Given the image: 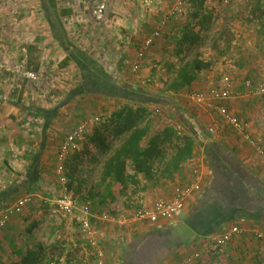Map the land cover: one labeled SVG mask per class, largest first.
<instances>
[{
    "label": "rangeland",
    "instance_id": "1",
    "mask_svg": "<svg viewBox=\"0 0 264 264\" xmlns=\"http://www.w3.org/2000/svg\"><path fill=\"white\" fill-rule=\"evenodd\" d=\"M198 1L0 0V197L3 196L0 212L20 197H32L31 204L11 218L17 220V238L25 243L26 249L28 245L31 249L42 247L45 260L53 264L64 261L65 231L70 222L53 214L47 200L55 199L60 188L50 193L47 179H56L53 171L63 137L84 118L100 117L101 122L83 137L77 151L65 164L66 187L76 200L86 197L89 190L100 193L97 184L103 155L89 138L96 128L106 126L111 115L122 106L136 107L137 98L122 99L116 95L115 91L122 86H136L158 101L146 107L150 114L148 119L154 122L153 131L158 130L155 128L161 122L159 129L170 127L182 134L178 120L181 109L178 111L177 104L162 96L181 61H190L196 53L204 60L216 58L210 87L219 86L224 75L234 83L238 80L242 90L246 81L251 87L264 82V30L261 27L264 0H205L201 9H198ZM101 4L105 11L98 19L94 11ZM178 7L182 8V13L177 11ZM193 15H198L195 22ZM161 20L165 25L159 37L145 50L138 70L133 71L138 51ZM185 34H189L191 40L188 48L179 53L176 45ZM79 53L87 55L103 70L111 90L106 88L91 94L85 90L88 94L85 92L86 95L74 97L61 106L72 90L88 77L87 70L76 61ZM212 74L209 73V77ZM184 102L188 104L185 98L182 105ZM53 110L57 112L55 118L51 116ZM40 112L50 113L48 126L41 115H37ZM209 114L217 128L223 129L225 125L221 127L222 123L216 122L217 115L213 111ZM205 129L208 130V126ZM103 133L108 135V144L115 143L109 131ZM259 159L264 163L263 156L259 155ZM32 171L37 180L30 184ZM114 187L116 185L112 191ZM225 189L226 192L231 189L230 193L236 195L234 185ZM250 193L254 194L253 198L260 197L253 190ZM125 207L126 214L139 208L135 200ZM101 208L114 218L121 215L116 214L119 213L116 206ZM250 234L255 240L251 243L264 246L262 233ZM229 242L216 246L210 240L206 245H211V252L218 251L214 257L222 259V248ZM254 253L247 261L257 258L258 251ZM258 257L264 264V251L258 253Z\"/></svg>",
    "mask_w": 264,
    "mask_h": 264
},
{
    "label": "crops",
    "instance_id": "2",
    "mask_svg": "<svg viewBox=\"0 0 264 264\" xmlns=\"http://www.w3.org/2000/svg\"><path fill=\"white\" fill-rule=\"evenodd\" d=\"M215 70L212 68L207 74H200V81L192 88L210 87L212 85L211 78L213 79L215 76ZM209 73H213L212 76L209 77ZM223 77H228L232 81L227 75ZM246 82L242 85L245 90L239 88L241 85L238 84V80L232 83L233 95L230 100L224 102V105L229 113L246 124V133L252 137H262L263 139L264 103L254 93L258 84L251 87L250 82L249 86L246 85ZM124 84H126L125 81ZM215 87L212 86L202 91L206 92ZM162 93L163 98L170 100L175 105L177 104L178 111L181 109L179 112L181 116L178 117V120L180 121L179 126L182 125L184 132L182 134L191 136L195 142L192 158L183 164L180 173H177L173 179L161 180L144 192L138 191L131 194L130 189L127 191V196L121 197L119 187H114L112 194L115 201H107L100 208L92 207V214L95 216L108 214L104 213L101 207L112 206H116L118 209L116 212L119 213L116 214H126L127 207L124 208V206L133 200L139 208L151 206L158 200L170 199L176 187L185 186L195 181L200 185V191L188 197L184 205L183 216L170 227L163 222L126 224L119 227L112 223L104 225V223L92 219L93 237L103 253L101 264H262V259L258 257V253L264 251V246L251 243L255 240L252 239L250 233L257 231L264 235L263 223L236 220L223 224L209 236H200L194 231L198 224L197 221L193 220L200 210L213 201L225 199L229 205L239 206L241 198L237 193L235 196L233 192L230 193L231 189L226 192L225 187L227 188V186L229 189L231 185H234V190H238L239 186L241 189L245 187V191L249 193L250 189L245 183L251 180L264 188V163L259 159V154L248 145L243 135L231 130L218 116L216 122H221V127L225 126L223 129L217 128L214 119L209 114V111H213L214 115H217L216 112L211 108L192 103L187 98L185 91L173 93L165 92L163 89ZM184 98L188 100V104L184 102L182 105ZM159 126H161V122L155 128L158 129L157 132L163 130L162 128L159 129ZM206 126H208V130L214 129V133L210 134L205 129ZM48 178H46L47 184L51 185L49 192L52 193L53 189L58 190L60 187L55 188L56 184L59 186L57 178L54 180ZM52 200L48 199L47 201L50 203ZM57 217L59 218V216ZM69 222L65 231L67 244L64 261H61L60 264H98L76 219L69 218ZM181 224L189 226L188 228L194 233V236L177 243L175 240L179 236H173L171 232ZM234 225L240 226L246 233L243 236L232 237L226 247L222 248L224 251L222 259L214 257L218 251L211 252L212 249H209L211 245H206V243H210L213 237L229 230ZM17 229V220L11 219L0 233V264L18 262L21 258L17 255L18 253L24 254L27 250H31L30 245L26 249L25 243H21V240L17 238ZM256 251L258 253H256L257 258L253 259L254 263L252 260L247 261L248 257L254 255ZM197 253L200 254L199 258H195Z\"/></svg>",
    "mask_w": 264,
    "mask_h": 264
},
{
    "label": "trees",
    "instance_id": "3",
    "mask_svg": "<svg viewBox=\"0 0 264 264\" xmlns=\"http://www.w3.org/2000/svg\"><path fill=\"white\" fill-rule=\"evenodd\" d=\"M204 1H198V9L202 8ZM259 9L257 7V10ZM197 17L198 15H193V22L197 20ZM261 27L264 30V21L261 22ZM190 40V35L185 34L178 41L176 47L180 48L179 53L188 48ZM76 57L78 65L87 70L88 77L72 90L61 106L74 97L86 95L87 91L85 90H88L89 94L106 88L111 90L107 75L91 58L82 53ZM216 61V58L204 60L199 53H196L190 61H181L170 82L166 83L165 92L190 91L200 81V74L210 71ZM115 93H118L116 95L122 99L137 98L134 100L136 107L122 106L111 115L106 126L96 128L89 138V142L95 145L103 155L100 163L102 165L100 180L97 184L100 193L95 194L89 190L86 197H79L77 201L79 203L91 202L90 204L94 208L97 207L96 204L100 207L107 201H115L112 194L113 185L119 187V195L124 197L127 196V191L130 189L131 194L138 191L144 192L161 180L173 179L177 173H180L183 164L192 158L195 148V142L191 136L180 134L170 127L164 128L160 132L153 131L154 122L148 119L150 114L146 108L158 103L153 96L143 94L140 88L133 85H124ZM49 114V112L37 114L41 115L47 126L51 122V118L47 117ZM51 116L52 118L57 116L56 110L51 111ZM87 118L89 117L84 119ZM106 131L110 132L115 143H107L108 135L103 133ZM33 172L29 176L30 184L37 180L35 172ZM245 185L260 197L253 198V193H247L245 187L242 190L239 186V189L235 191L241 198L239 206L229 205L225 199L208 203L209 205H206L194 216L193 220L198 224L194 231L200 236H209L223 224L236 220L264 224V188L251 180L247 181ZM1 199L3 196L0 197ZM43 253L42 247L27 250L24 254L18 253L17 255L21 257L20 260L11 264H51L50 260H45L46 257Z\"/></svg>",
    "mask_w": 264,
    "mask_h": 264
},
{
    "label": "built area",
    "instance_id": "4",
    "mask_svg": "<svg viewBox=\"0 0 264 264\" xmlns=\"http://www.w3.org/2000/svg\"><path fill=\"white\" fill-rule=\"evenodd\" d=\"M105 11L104 4H101L94 11L97 18L100 19ZM177 11L182 13V8L178 7ZM165 21L161 20L155 30L152 31L149 38L143 42V48L137 53L136 60L133 63L132 70L136 71L139 68L140 61L143 58L145 50H147L154 39L159 37ZM249 86V82H246ZM255 94L258 95L264 103V82L256 86ZM233 95L231 82L228 77L221 79V84L218 87L209 89L206 92L190 91L187 92V98L198 106L211 108L217 116L227 125L231 130L243 135L244 140L261 156L264 157V144L259 138H252L246 133V124L229 113L224 105L225 101L231 99ZM100 117H89L81 121L76 127L68 132L58 147L55 159V176L60 185V193L55 199L50 201L53 207V214L64 219L75 218L80 226L82 234L86 237L89 247L93 250L94 257L101 264L103 253L97 246V242L93 237L91 228V220L96 219L102 223H112L116 225L126 224H156L158 222L165 223L168 227L174 225L184 213V205L188 197L193 193L200 191V185L197 181L185 186L176 187L173 195L168 200H158L151 206H143L130 214H121L117 218L109 214L94 215L91 211V204L89 202L79 203L66 187L65 178V164L70 155L75 153L78 145L83 137L90 132L96 125L99 124ZM210 134L214 133V129L208 130ZM32 202V197L27 195L18 198L12 205L6 207L0 212V233L6 227L7 223L14 216L19 215L22 210ZM246 233L241 227L232 226L229 230L212 238L213 245L222 246L229 242L233 236H240ZM260 237V235H258ZM199 255L196 254L195 257Z\"/></svg>",
    "mask_w": 264,
    "mask_h": 264
},
{
    "label": "water",
    "instance_id": "5",
    "mask_svg": "<svg viewBox=\"0 0 264 264\" xmlns=\"http://www.w3.org/2000/svg\"><path fill=\"white\" fill-rule=\"evenodd\" d=\"M171 234L173 236L178 235V239H176L175 241H177V243H179L180 241H185L188 238H191L194 236V233L185 225V224H181L178 227H176Z\"/></svg>",
    "mask_w": 264,
    "mask_h": 264
}]
</instances>
